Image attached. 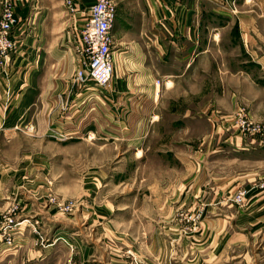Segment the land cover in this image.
<instances>
[{
	"label": "crops",
	"instance_id": "obj_1",
	"mask_svg": "<svg viewBox=\"0 0 264 264\" xmlns=\"http://www.w3.org/2000/svg\"><path fill=\"white\" fill-rule=\"evenodd\" d=\"M5 1L0 0V21ZM11 1L20 20L13 37L21 47L10 61L0 59V147L29 137L34 142L55 138L60 143H125L138 159L153 146L172 147L176 141L193 148L202 143L209 149L208 156L264 151L263 139L243 134L233 121L245 112L256 122H264V0H190L194 8L186 17L175 0H123L122 17L113 28V78L103 94L75 85L71 75L79 69V61L59 48L67 43L66 32L53 43L50 38L53 19H65L70 13L82 26L80 14L66 6V11L57 14L42 0ZM41 3L44 9H35ZM76 5L80 10V4ZM37 16L39 21L48 20L47 27L27 29ZM184 21L187 33L182 30ZM63 23L65 31L68 20ZM117 35L125 40L135 36L136 41L118 45ZM151 35L157 37L155 53L149 51ZM180 37L187 40V46H181ZM27 127L33 130L26 131ZM250 142L257 146L253 148ZM2 163L0 210H5L14 200L4 191L5 181L21 173L10 169L5 160ZM252 194L254 202L257 197ZM31 207L26 206V211ZM217 209L224 211L222 205L211 207ZM32 217L24 213L19 217L26 220L15 236L20 245L28 242L25 234L30 225L26 222ZM240 224V220L234 223L233 232L232 221L220 214L205 227L216 230L215 242L231 238L237 245L244 239ZM249 226L255 227L250 222L242 225ZM153 239L160 243L157 234ZM16 253H11L12 260L18 257ZM5 254L0 252V257ZM33 256L30 253L23 261Z\"/></svg>",
	"mask_w": 264,
	"mask_h": 264
},
{
	"label": "rangeland",
	"instance_id": "obj_2",
	"mask_svg": "<svg viewBox=\"0 0 264 264\" xmlns=\"http://www.w3.org/2000/svg\"><path fill=\"white\" fill-rule=\"evenodd\" d=\"M43 1L57 14L68 7L84 19L79 20L84 21L82 26L70 13L65 19H53L50 36L53 43L66 32L67 43L59 48L76 56L80 69L82 56L76 45L95 0H74L75 11L67 0ZM114 1L118 27L123 0ZM189 1L178 2L185 17L194 8ZM41 6L35 9H44ZM64 20H68L65 31ZM47 22L37 16L33 26L26 28L38 30L47 27ZM184 24L182 30L187 33ZM149 38V51L155 53L157 37ZM116 40L118 45L128 44L136 37L125 40L117 35ZM166 41L171 46L170 38ZM186 41L180 37L179 43L187 46ZM78 70L71 75L74 79ZM88 88L94 91L92 83ZM239 115L249 114L235 115L236 123ZM239 129L264 140V133L252 136ZM201 144L194 148L177 141L172 147L156 145L138 159L125 143L107 140L60 143L55 138L34 142L27 137L5 143L0 147V170L5 160L21 176L5 181L4 191L14 200L0 210V252L6 253L0 264H264V151L208 156L209 149ZM251 194L256 201L252 202ZM29 204L32 207L26 211ZM221 205L224 211L211 210ZM23 213L33 217L26 222L30 225L25 234L28 242L20 245L15 236L26 221L19 219ZM256 213L260 218L253 223L250 219ZM220 214L232 221L233 232L240 220L244 239L237 245L231 238L215 242L216 230L205 227ZM248 222L255 227H242ZM155 234L159 244L154 243ZM12 252H18L15 260ZM30 253L38 256L23 261Z\"/></svg>",
	"mask_w": 264,
	"mask_h": 264
},
{
	"label": "built area",
	"instance_id": "obj_3",
	"mask_svg": "<svg viewBox=\"0 0 264 264\" xmlns=\"http://www.w3.org/2000/svg\"><path fill=\"white\" fill-rule=\"evenodd\" d=\"M74 0L67 3L75 11ZM180 0H175L176 4ZM9 2V3H8ZM0 21V59L10 61L13 54L18 53L21 44L13 37L14 28L20 23L12 1L4 3ZM117 4L114 0H95L88 8L86 22L76 49L81 53L82 65L77 71L74 83L82 89L88 88L92 83L94 91L106 93L113 78V28L117 21ZM6 94L7 91H6ZM237 124L248 135L264 133V124L256 123L250 115L237 117ZM27 127L26 131H32ZM242 195H239V200Z\"/></svg>",
	"mask_w": 264,
	"mask_h": 264
}]
</instances>
